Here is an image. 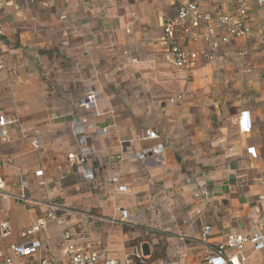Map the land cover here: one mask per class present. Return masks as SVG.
<instances>
[{
    "label": "crops",
    "instance_id": "0c3cea01",
    "mask_svg": "<svg viewBox=\"0 0 264 264\" xmlns=\"http://www.w3.org/2000/svg\"><path fill=\"white\" fill-rule=\"evenodd\" d=\"M41 1L48 6L19 0L18 9L0 11V117L8 120L0 127L8 195L0 196V222L9 220L12 231L0 250L10 254L48 201L59 206L63 224L50 222L31 237L41 246L14 259L18 264L59 257L63 229L75 237L85 230L98 264L126 257L133 264H201L204 225L213 228V244L259 218L264 229V59L256 43L247 58L234 54L244 45L228 46V62L184 71L162 39L164 21L175 14L170 0H90L86 8L77 0ZM262 23L264 8L252 11L251 26ZM243 111L251 122L246 135L235 123ZM76 127L91 151V181L68 158L81 152ZM149 130L158 137L145 139ZM159 145L158 155L134 157ZM251 147L256 159L246 153ZM23 179L28 197L17 202L11 196ZM174 244L186 252L184 262L170 259ZM245 256L244 264H264V249L246 246Z\"/></svg>",
    "mask_w": 264,
    "mask_h": 264
},
{
    "label": "built area",
    "instance_id": "2783aa9c",
    "mask_svg": "<svg viewBox=\"0 0 264 264\" xmlns=\"http://www.w3.org/2000/svg\"><path fill=\"white\" fill-rule=\"evenodd\" d=\"M19 0H0V11L4 8L14 7L18 9ZM35 3L36 0H29ZM82 8H86L90 0H77ZM43 7L47 3L40 0ZM175 9L174 16L167 18L162 25V39L168 47L169 58L173 66L184 71H192L200 66V63L213 64L218 61L226 63L229 56L224 55L222 50L228 46H241L234 54L241 58H247L250 50L247 48L251 42H255L257 49L264 59V23L258 28H253L250 24L251 12L264 8V0H170ZM231 4V10L223 9V5ZM210 6V8H204ZM1 13V12H0ZM63 19V17H60ZM1 19V16H0ZM1 34V31H0ZM130 63L137 62L138 58L125 52ZM1 67V66H0ZM251 72V69H247ZM97 95L94 91L87 95L84 105L93 107ZM181 97H177L180 100ZM173 104L175 100L170 99ZM8 120L0 117V127L5 126ZM238 133L246 135L251 131L249 113L243 111L236 120ZM76 134L79 137L80 154L78 156L69 155V160L76 163L80 173L85 179H93V171L87 166V158L90 149L86 146L85 138L79 127H76ZM99 132L105 133L103 129ZM2 134V133H1ZM158 136L154 131H147L145 139H156ZM161 145L143 151L135 155L138 159H143L147 152L158 155L162 151ZM247 155L251 159H256L255 148L246 149ZM42 171L35 172V176H42ZM44 184V183H42ZM4 181L0 178V196L7 198L4 193ZM124 190V187H120ZM15 201H26L28 197V186L23 179L20 182V194L11 196ZM59 206L54 201H48L46 212L39 217L30 229L20 233L21 241L9 246L10 254L0 250V264H18L14 259H22L36 252L40 248V241H32L31 237L45 233L47 225L55 222L62 225L63 221L57 217ZM262 218L252 225L245 233L227 234L223 242L213 244L210 240L213 228L204 225L199 232L197 243L203 248L201 264H244L247 260L245 256L246 246H251L254 251L264 249V229ZM12 234L9 220L0 222V239L5 240ZM59 257L54 253H48L42 257L39 264H57L60 259L66 264H98V253L87 241L85 230H82L76 237L72 233L63 229L61 231L59 247ZM170 259H179L184 262L187 259L186 252H182L179 244L171 247ZM104 264H121L117 260H106ZM123 264H133L131 258L126 257ZM159 264H171L168 259H161Z\"/></svg>",
    "mask_w": 264,
    "mask_h": 264
},
{
    "label": "rangeland",
    "instance_id": "374dc122",
    "mask_svg": "<svg viewBox=\"0 0 264 264\" xmlns=\"http://www.w3.org/2000/svg\"><path fill=\"white\" fill-rule=\"evenodd\" d=\"M147 238H145V240H146Z\"/></svg>",
    "mask_w": 264,
    "mask_h": 264
}]
</instances>
